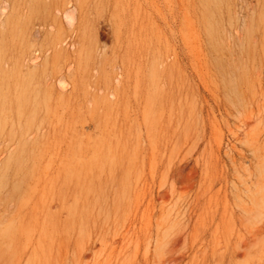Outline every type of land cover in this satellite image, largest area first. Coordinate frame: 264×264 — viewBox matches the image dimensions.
<instances>
[{"label":"rangeland","instance_id":"1","mask_svg":"<svg viewBox=\"0 0 264 264\" xmlns=\"http://www.w3.org/2000/svg\"><path fill=\"white\" fill-rule=\"evenodd\" d=\"M0 2V65L24 52L28 59L40 56L26 75L31 129L42 124L45 130L39 150L48 199L50 187H82L57 209L66 226L52 234L50 222L52 250L41 264H60L55 252L66 256L67 244L70 262L83 256L88 264H264V186L253 185L251 175L264 119L244 128L239 106L213 92L220 61L239 75L264 77V0H188L187 54L183 58L177 44L179 58L162 76L161 89L153 65L175 37L167 10L171 22H159V41L145 0ZM135 24L147 25L150 35L145 47L138 42L128 52L122 42ZM56 43L66 50L61 61L46 56ZM141 54L144 65L137 69L133 59ZM67 59L74 76L62 69ZM123 60L129 89L122 98L97 89L102 71H119L115 62ZM50 77L53 91L44 87ZM108 210L107 241L94 242L87 221Z\"/></svg>","mask_w":264,"mask_h":264},{"label":"bare ground","instance_id":"2","mask_svg":"<svg viewBox=\"0 0 264 264\" xmlns=\"http://www.w3.org/2000/svg\"><path fill=\"white\" fill-rule=\"evenodd\" d=\"M159 1L160 0H145V2L148 5V9L152 13V17L150 21L151 23L149 24H152L153 26L152 27L153 35L156 37V39L160 41L161 34L159 28L161 25H159V22H165L166 24L171 22L168 19L167 15L165 14V11L163 12V9H165L173 19L172 22L173 25L171 27H172L173 35L175 36L174 41L171 45V50L166 55L161 53L160 57L157 60H155L153 65V72L157 80L156 84L158 89H161V85L164 81L162 76L165 75L171 62L173 64L175 63V60L179 58L178 57L179 53L177 52V48H178L177 44H179V47L183 54V58L186 57L187 48H188V38H189L188 37L189 9H188V0H165L166 1L165 8H163L161 11L159 8L158 11L157 2ZM46 6L48 8L50 7L49 5ZM65 9L66 8H61L59 10L64 12ZM154 13L160 14L161 21L159 17L156 18ZM143 20L146 21L148 20L146 15L144 16V18H142V21ZM139 27L140 29H137V24H135L133 28L128 32L127 39L125 40L123 38L124 39L122 42L124 45L123 49L127 48L128 52L132 51L135 48L136 44L138 45V42H140V44H142L143 47H145L147 44V40L150 35V33L147 30V25L145 26L144 24H142ZM65 51L66 50L64 49V46L62 44L56 43L53 46L52 50L49 51L48 54H46V56H50L54 60L61 61L63 59V55H64L63 53ZM144 51L142 52V54H144ZM97 52H99L98 49L96 53ZM26 54L27 53L25 52L22 53L20 56L16 58L15 62L13 63L6 62L5 64L3 63L2 65H0V255L3 256L2 258H4V256H6L7 258L5 262H0V264H41L43 262V257L49 254L52 250V246L47 245V235L50 231L49 224L52 223L51 224V228L53 230L52 234L59 233V230L62 227L61 225L63 224V226H66L67 224L66 220L65 221L62 220L60 211L57 210L58 207L65 205L64 202L70 200L68 195H74V193L77 194V192H79V190L82 188V187H50V194H53V196L51 199H48L49 198L48 187H43L44 180H43V171H42L43 169L42 150H39L41 149L42 146L41 143L45 130L43 129L42 124L35 131L31 129L30 111L32 107V102H31L32 100L28 94V89H27L28 82L26 75L27 71L28 72L32 71V68L36 67V63L38 62L37 60L39 59L40 56L28 59ZM103 54L105 53L103 52ZM142 54L141 56L133 59L134 62L138 60V63H136L135 65L137 66V69H140V67L144 65L142 64L143 61H141ZM132 57H127V58H132ZM169 58H171L170 62L168 60ZM68 59L66 60L67 62L65 67L63 66L64 68L62 69H65L66 72H68L69 76L70 74H73L74 76V72L76 71L74 72L72 71L73 70L72 60L69 61ZM30 61L31 64L29 63ZM101 61L103 62L102 59ZM117 61L115 62V68L116 69L120 68L119 71L114 70L115 72L112 71V73H110L108 71H102V69H98V71L100 70L102 71L104 79L101 74L102 80H99V82L97 83L98 86L97 85L95 86L97 89H102L107 93L108 92L114 93L116 94L115 97L119 96L118 98H120L121 97L120 93H122L123 91L122 89L125 87L129 89V87L125 85V77L127 76L128 65L124 60L122 61L123 64H119V62ZM63 63L65 64V62ZM73 63L75 64L76 61ZM76 68L74 70H76ZM81 70L83 69H80V72ZM104 70L106 69L104 68ZM92 71L95 72V69ZM92 71L88 73V75L90 74L89 75L90 77L92 76ZM146 71L147 70H145V72ZM238 71L236 72L238 73ZM100 72L98 73V77ZM219 72L220 75H218L216 79L213 92L219 95L223 94V97L227 99L229 105L232 104V106L230 105L231 107L239 106V109H241V113L243 116L242 126L244 128H248L250 127L251 123L254 120L264 119V77H262L263 74L260 76L258 75L247 76L242 74L239 75L235 72V70L232 67L230 66L227 67L223 61H220ZM145 74H147V72ZM99 78L101 79V77ZM133 78H131L130 80H132ZM63 79L60 80V84L62 85L66 82ZM54 80L55 79L52 77L46 80L44 84L46 90L48 91L55 90L57 85L55 84L56 81ZM115 80H118L117 83L119 85L115 84ZM144 80H146V78ZM167 86L165 87V89L167 88ZM137 87H139V85H137ZM143 94H141L140 98L144 102V105H147L149 103V97H148L149 91L148 94L147 91L146 94L145 93ZM124 97L126 96L124 95ZM156 102H158V100ZM222 107H224V105ZM37 151L40 152L39 155H36ZM252 153L254 156L252 158H254L255 160V165H254L255 167L253 172L251 173L253 177L252 184L255 186H264V142H259ZM29 160H33L34 166L32 168L29 166V162H28ZM114 192H115V197L111 201L117 202V196H119V193L118 190ZM109 195L110 194L106 195V197L107 196L109 197ZM78 197L79 196H76V198ZM131 201L132 200L130 199L129 202ZM113 206H115V204ZM107 207L103 209L107 210L108 209ZM54 208H56V210H53ZM113 210L115 209L113 208ZM91 211L93 212V210ZM95 213L97 214V212ZM98 213L101 214L100 211ZM109 213L111 212H109L108 210L104 215V217H101V215L99 214L100 216L96 215L95 217H92L87 221V224L89 225L92 231L91 240L94 239L95 240L94 242L101 241L105 243V241H107V236L110 230ZM80 223L82 225L85 224L83 219L82 221H80ZM61 239L63 240L60 241V243L62 244L65 241V239L63 238ZM66 247H68L66 248V256L61 254L63 249L61 250L58 249V252H55L58 254L57 263L88 264V262L85 261L83 256H80L77 261L70 262L67 258V254L69 252V245L67 244ZM171 262L172 260H168L166 263L171 264Z\"/></svg>","mask_w":264,"mask_h":264}]
</instances>
